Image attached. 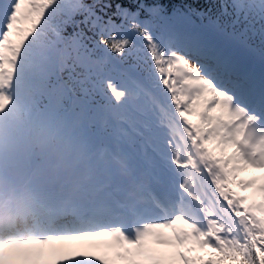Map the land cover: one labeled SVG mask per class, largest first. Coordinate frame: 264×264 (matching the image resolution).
<instances>
[{
  "label": "snow or ice",
  "instance_id": "1",
  "mask_svg": "<svg viewBox=\"0 0 264 264\" xmlns=\"http://www.w3.org/2000/svg\"><path fill=\"white\" fill-rule=\"evenodd\" d=\"M0 264H264V0H0Z\"/></svg>",
  "mask_w": 264,
  "mask_h": 264
}]
</instances>
